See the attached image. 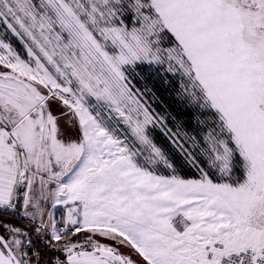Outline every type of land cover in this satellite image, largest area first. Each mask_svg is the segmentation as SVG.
I'll return each mask as SVG.
<instances>
[{"label":"snow or ice","instance_id":"1","mask_svg":"<svg viewBox=\"0 0 264 264\" xmlns=\"http://www.w3.org/2000/svg\"><path fill=\"white\" fill-rule=\"evenodd\" d=\"M0 264H264V0H0Z\"/></svg>","mask_w":264,"mask_h":264}]
</instances>
